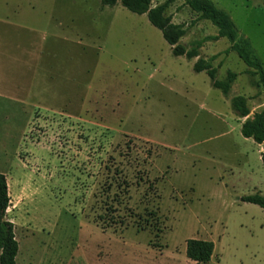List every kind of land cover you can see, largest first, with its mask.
Returning a JSON list of instances; mask_svg holds the SVG:
<instances>
[{"label":"rangeland","instance_id":"obj_1","mask_svg":"<svg viewBox=\"0 0 264 264\" xmlns=\"http://www.w3.org/2000/svg\"><path fill=\"white\" fill-rule=\"evenodd\" d=\"M212 1L264 68V0ZM167 13L218 79L238 73L228 95L120 2L0 0L5 57L33 65L0 74L21 101L0 103L17 264H197L190 238L214 243L207 264H264V208L242 200L264 196V144L241 134L231 106L246 96L252 118L264 88L184 0Z\"/></svg>","mask_w":264,"mask_h":264},{"label":"trees","instance_id":"obj_2","mask_svg":"<svg viewBox=\"0 0 264 264\" xmlns=\"http://www.w3.org/2000/svg\"><path fill=\"white\" fill-rule=\"evenodd\" d=\"M173 0H166L152 6V0H100L102 6H114L120 2L123 7L136 14H146L149 22L162 33L164 40L172 47L174 56H185L188 59L198 57L200 42L186 47L180 43L185 35V29L172 21L167 9ZM185 4L199 18L210 21L218 28L217 35L212 39L226 38L230 42L228 51L236 52L237 56L247 66L246 72L258 75L259 84L264 88V68L260 58L256 55L250 41L240 36L235 23L229 14L218 8L212 0H184ZM196 72L204 71L211 80L214 88L228 95L238 73L228 70L224 79L217 78V67L212 66L206 59L198 57L193 65ZM231 106L238 118H245L241 122V134L251 138L258 144H264V111L249 117L250 108L248 98L244 95H235L231 98ZM264 166V152L260 153ZM243 201L256 204L264 208V196L255 193L244 196ZM10 205L8 183L5 174L0 172V264H17L16 255L18 243L14 235V224L7 218V209ZM214 252V243L210 240L190 238L185 243L186 256L197 264L210 262Z\"/></svg>","mask_w":264,"mask_h":264},{"label":"crops","instance_id":"obj_3","mask_svg":"<svg viewBox=\"0 0 264 264\" xmlns=\"http://www.w3.org/2000/svg\"><path fill=\"white\" fill-rule=\"evenodd\" d=\"M3 48H5V44L2 43V36L0 34V74H1V71L8 72V74L9 73H21V74L24 73V74H27V73H31L33 71L32 63L31 64L24 63L23 65H21V67H18L9 56L5 57V55H6L5 52L8 53L9 51L6 50V49H3ZM2 53H4L3 56H2ZM1 56H2V58H1ZM15 88L11 87L10 85H6L5 87H1L0 86V103H6V104H9V105L21 104V101H20V99L17 96L18 94H16L17 92H16ZM1 89H3V90H1ZM21 95H24L26 97L27 96L32 97V90L29 91V89H27V84H26V89H25L24 94H21ZM58 96H59V93L57 94V93L51 92V97L57 99ZM65 104H66V102L65 103L63 102L60 105H65ZM33 105L34 104H31V108H33ZM31 117H32V110H31L29 118H28L29 121L31 120ZM24 131H25V129H24ZM0 172L3 173L2 171H0ZM9 196H10V194H9ZM7 211H8V209H7Z\"/></svg>","mask_w":264,"mask_h":264}]
</instances>
